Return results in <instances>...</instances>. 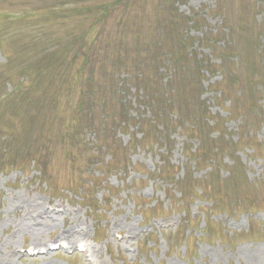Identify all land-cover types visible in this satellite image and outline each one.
Segmentation results:
<instances>
[{"label": "rangeland", "instance_id": "1", "mask_svg": "<svg viewBox=\"0 0 264 264\" xmlns=\"http://www.w3.org/2000/svg\"><path fill=\"white\" fill-rule=\"evenodd\" d=\"M161 1L0 0V264H264V0Z\"/></svg>", "mask_w": 264, "mask_h": 264}, {"label": "trees", "instance_id": "2", "mask_svg": "<svg viewBox=\"0 0 264 264\" xmlns=\"http://www.w3.org/2000/svg\"><path fill=\"white\" fill-rule=\"evenodd\" d=\"M130 1L131 0H110V1H103L101 3V1H99V0H70V5L72 6V8L73 9H78L77 14H79L81 16H84L86 18L87 23H89V25H86V26L90 27L87 33H85L81 37H79V38H82L81 47H79L78 51L75 52L74 60L78 59L79 57H81V59L85 58V60L82 61L83 66L85 64H89L90 63L87 60V58L88 57L92 58L93 54L95 52L90 47V43L92 41H94V38H92L89 33H92L96 29H99V30L105 29L106 26H107L108 17L112 16L113 14H117L118 15L119 12H123V9L128 8V5H129ZM142 1H144V0H132V6H133L132 9L134 11V16H135V18H133V20L139 21V22L142 21L143 14L145 12V4L142 3ZM93 3H95L96 6H93L92 5ZM165 3H166V0H162L159 5H162V4H165ZM96 9H97V11L95 13H93V11L96 10ZM191 23H192V24H190L191 26H193L195 24L193 21ZM185 25H187V24H185ZM185 25L183 24V28L187 29V27ZM86 26H84V27H86ZM185 32H187V30H185ZM72 33H73L72 40H75L74 44H76V38L78 37L77 33L74 32V31H72ZM140 35L141 34L138 33V36L136 37V39H137V43L136 44H137L138 47H139L138 38L140 37ZM84 43H87L86 47H83ZM109 44H110V42H109ZM109 44H108V46H109ZM73 48L74 47L71 46L69 48V52L67 51V54H70V52L72 51ZM263 52L264 51L261 50L260 54H263ZM189 55L191 57H193L192 53L189 54ZM47 56H48L47 60H49V63H51V65L54 64V63H57V61L59 62V60L62 61L63 63L65 62V60H64L65 58L63 56H61L62 58H60L57 55V52H55V54H54V52H52V53L48 54ZM116 57L120 60V62L117 65L119 66L120 71H121L123 66H125L124 65V62H125L124 61V57L121 54L116 55ZM184 57L181 59V63H183V65H187L186 61L188 60V55L185 58ZM164 60H165L164 57H160V59L157 60L156 62L159 64V63H162ZM200 63L202 65L203 64H206V65L209 64V62L207 60H200ZM66 65L68 67L72 66L70 63H68ZM154 67H156V66L154 65ZM161 69L162 68L160 66L159 70H161ZM159 70L157 68L158 75H159ZM28 74L29 73H27V76L30 77V75H28ZM90 75H92L91 71H90ZM85 83H86V86H85V88L83 90H87L88 91V90L92 89V87H93V77L91 76V78L88 79ZM138 84L142 85V87L140 88V90H142V95L140 96L141 102L149 101L154 106H157L158 104H160V101H162L161 100L162 97H161V95H159V94H157V93H155L153 91V85L150 84V86H149L145 82L138 83ZM261 91H262V88H261ZM261 100L262 99H258L257 101H255V104H254V106H256L254 108V110H256L255 113L258 112V114H259L261 111H259L258 108L259 107H264V105L261 106L262 104L259 105ZM160 110H158L156 113H153V115L155 114L160 119V124L159 125H161L162 130H168V125L167 124H169V120H167V119H165L163 117V114L161 113ZM187 117H189V116H187ZM178 120H179V116H176L175 121L178 122ZM124 124H126L125 121H124ZM182 125H183V123H181L179 127H181ZM192 130H195V127H192ZM242 143H243V140L240 139V138H238L237 141L231 140L230 141V147L231 148L235 147L234 149H237L238 145L239 144L241 145ZM197 151H198V149H196V151L194 153H197ZM225 152H226V146H224V147H216L215 146V147L211 148V147H207V145L204 142H202V146H201V148H200V150L198 151L197 154H202L203 155V159L201 160L203 162H210V161L211 162L212 161L215 162L216 161V156L223 155ZM165 176H167V174ZM199 191L202 192L201 195H207L208 194L206 190L199 189Z\"/></svg>", "mask_w": 264, "mask_h": 264}, {"label": "bare ground", "instance_id": "3", "mask_svg": "<svg viewBox=\"0 0 264 264\" xmlns=\"http://www.w3.org/2000/svg\"><path fill=\"white\" fill-rule=\"evenodd\" d=\"M54 211H56V210H54ZM70 236H72V235H70ZM69 245L72 247V246H75V244H73V243H69ZM66 247H69L68 245H66ZM36 250V249H35Z\"/></svg>", "mask_w": 264, "mask_h": 264}]
</instances>
